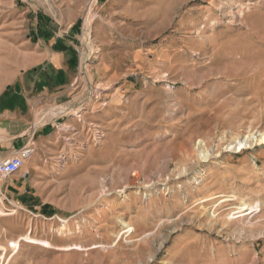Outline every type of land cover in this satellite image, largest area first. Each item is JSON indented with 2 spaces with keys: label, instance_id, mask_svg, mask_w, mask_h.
<instances>
[{
  "label": "rangeland",
  "instance_id": "1",
  "mask_svg": "<svg viewBox=\"0 0 264 264\" xmlns=\"http://www.w3.org/2000/svg\"><path fill=\"white\" fill-rule=\"evenodd\" d=\"M44 24L78 55L36 111L55 201L0 207V264H264V0H0V82Z\"/></svg>",
  "mask_w": 264,
  "mask_h": 264
},
{
  "label": "crops",
  "instance_id": "2",
  "mask_svg": "<svg viewBox=\"0 0 264 264\" xmlns=\"http://www.w3.org/2000/svg\"><path fill=\"white\" fill-rule=\"evenodd\" d=\"M42 28L46 34H41L38 49L30 52L26 63L10 79L0 82V161L13 155L22 145L30 144L33 148L21 169L8 177L0 176V207L3 209L39 205V209L47 213L49 208L44 204L55 201L47 191L41 190V181L37 179L47 175L45 157L50 151L46 144L57 127L55 121L61 116L45 122L44 115L36 111L48 104L68 103L77 74L78 55L71 42L70 27L57 32L45 28V24ZM0 215L1 228L6 230L12 214Z\"/></svg>",
  "mask_w": 264,
  "mask_h": 264
},
{
  "label": "built area",
  "instance_id": "3",
  "mask_svg": "<svg viewBox=\"0 0 264 264\" xmlns=\"http://www.w3.org/2000/svg\"><path fill=\"white\" fill-rule=\"evenodd\" d=\"M33 148L30 144L22 145L13 155L0 161V176L8 177V175L17 172L23 167L24 160L32 154Z\"/></svg>",
  "mask_w": 264,
  "mask_h": 264
},
{
  "label": "bare ground",
  "instance_id": "4",
  "mask_svg": "<svg viewBox=\"0 0 264 264\" xmlns=\"http://www.w3.org/2000/svg\"><path fill=\"white\" fill-rule=\"evenodd\" d=\"M88 19H89V18H88ZM259 139L264 140V132L260 134V138H259ZM247 143H248V140H246V139H243V140H241V141H238L237 144H236V148H237L238 150H241V148H242L243 146H245ZM127 226H128V225H127ZM130 229H132V227H129V230H130Z\"/></svg>",
  "mask_w": 264,
  "mask_h": 264
}]
</instances>
